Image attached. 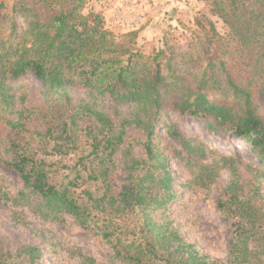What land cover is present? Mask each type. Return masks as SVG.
<instances>
[{
    "label": "trees",
    "instance_id": "1",
    "mask_svg": "<svg viewBox=\"0 0 264 264\" xmlns=\"http://www.w3.org/2000/svg\"><path fill=\"white\" fill-rule=\"evenodd\" d=\"M204 1L186 51L147 54L137 32L116 36L101 15L83 13L86 0H0V164L22 185L2 198L44 221L70 218L108 250L96 260L77 249V264H264V0ZM178 118L240 141L251 156L250 180L233 173L216 193L232 234L224 260L170 219L179 192L169 164L184 161L208 189L214 169L234 161H217ZM20 213L12 225L35 233ZM43 256L38 245L0 238V264Z\"/></svg>",
    "mask_w": 264,
    "mask_h": 264
},
{
    "label": "rangeland",
    "instance_id": "2",
    "mask_svg": "<svg viewBox=\"0 0 264 264\" xmlns=\"http://www.w3.org/2000/svg\"><path fill=\"white\" fill-rule=\"evenodd\" d=\"M205 8L204 0H86L83 13L92 11L101 15L106 29L116 36L137 32L138 45L148 54L153 49L161 50L166 46L179 52L186 51L194 42V17ZM214 20L217 31L223 34V25ZM27 82L35 94L38 81L30 77ZM178 121L185 131L194 133L209 149L216 151L214 157L217 161L229 156L234 161L225 166L221 163L214 169L217 175L208 189L200 187L196 172L191 173L184 161L171 159L169 164L175 178L173 188L179 192L177 200L168 207L170 219L178 232L199 250L213 259L224 260L232 234L230 226L217 215L214 206L216 193L233 179V173L238 174L241 181L250 180L251 156L238 140H216L204 131L200 123L183 118H178ZM136 155L141 156L139 148ZM214 157L205 159V163H212ZM257 182L264 187V176ZM114 183L118 186L120 180L115 177ZM21 190L18 178L0 164V238L38 245L44 254L41 264H77L72 255L77 249L96 260H102L108 253L102 244L79 229L70 218L63 225L44 221L25 206L13 205L2 198V194L16 198ZM33 201L39 200L34 198ZM5 203L6 206L3 205ZM18 204L24 203L18 201ZM20 212L28 215L25 218L35 233L30 234L12 225L11 215L18 213L22 216Z\"/></svg>",
    "mask_w": 264,
    "mask_h": 264
}]
</instances>
